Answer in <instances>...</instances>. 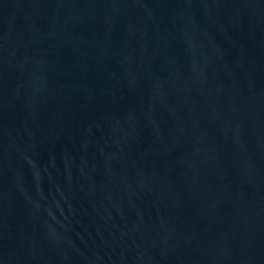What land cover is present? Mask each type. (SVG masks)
Masks as SVG:
<instances>
[{
  "label": "water",
  "instance_id": "1",
  "mask_svg": "<svg viewBox=\"0 0 264 264\" xmlns=\"http://www.w3.org/2000/svg\"><path fill=\"white\" fill-rule=\"evenodd\" d=\"M0 264H264V0H0Z\"/></svg>",
  "mask_w": 264,
  "mask_h": 264
}]
</instances>
